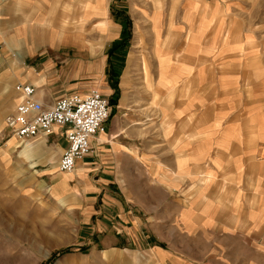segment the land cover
Listing matches in <instances>:
<instances>
[{"label": "crops", "instance_id": "crops-1", "mask_svg": "<svg viewBox=\"0 0 264 264\" xmlns=\"http://www.w3.org/2000/svg\"><path fill=\"white\" fill-rule=\"evenodd\" d=\"M18 83L110 101L71 172L62 126L17 156L80 200L106 264H264V0H0L4 135Z\"/></svg>", "mask_w": 264, "mask_h": 264}, {"label": "rangeland", "instance_id": "rangeland-1", "mask_svg": "<svg viewBox=\"0 0 264 264\" xmlns=\"http://www.w3.org/2000/svg\"><path fill=\"white\" fill-rule=\"evenodd\" d=\"M15 140L7 146L18 148L12 162L0 156V264H106L96 233L76 207L80 200L60 197L64 191L58 184L51 187L52 178L28 172L27 164L22 166L17 158L27 142ZM0 152L4 158V149Z\"/></svg>", "mask_w": 264, "mask_h": 264}, {"label": "built area", "instance_id": "built-area-1", "mask_svg": "<svg viewBox=\"0 0 264 264\" xmlns=\"http://www.w3.org/2000/svg\"><path fill=\"white\" fill-rule=\"evenodd\" d=\"M14 89L20 99L4 117L9 134L24 142L38 134H51L53 126L64 127L67 147L58 160V170L71 172L76 160L91 152V141L105 130L110 116V101L97 89L86 94L74 93L44 106L34 98L31 84L18 83Z\"/></svg>", "mask_w": 264, "mask_h": 264}]
</instances>
